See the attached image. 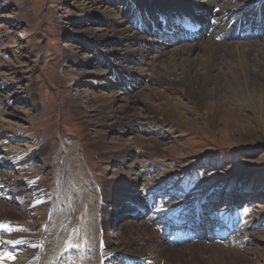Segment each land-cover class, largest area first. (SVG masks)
Instances as JSON below:
<instances>
[{
	"label": "bare ground",
	"instance_id": "obj_1",
	"mask_svg": "<svg viewBox=\"0 0 264 264\" xmlns=\"http://www.w3.org/2000/svg\"><path fill=\"white\" fill-rule=\"evenodd\" d=\"M96 3L97 0H88L79 10L84 16L93 17L99 12L93 8ZM123 3L119 19L111 20L114 26L108 28L105 24L106 31H103V28L96 30L104 34L108 32V36L101 35L117 42L122 41V38L128 42L137 41L140 46L133 49L138 51L137 53L157 48L160 40L155 36L163 38L164 30L173 32L172 30L188 24L189 21L192 23L188 24L191 28L209 26L211 32H206L203 36L201 34L200 39L204 37L202 42L182 46L173 50L171 55L160 52V55L167 56L157 61L155 66L145 69L144 72H150L149 76L144 73L136 76L119 63L111 62L110 65V61L111 67L105 72L104 69L85 70V73L93 72L97 74V78L105 79L108 87L112 84L117 87L126 83L130 86L143 84L144 94L151 96L152 101H157L156 109L145 105L142 108H133L127 100L132 96L138 97L137 92L134 95L127 93L123 97H117L115 91L94 94L92 90L90 97V94L85 93L88 92L87 89H79L77 96L73 97L74 111L79 119H89L88 111H95L99 116L97 122L107 128L103 134L88 141L93 149L99 151L100 158L114 167L110 177L104 172L102 186L93 181L82 146L70 138L61 140L59 148L54 152L53 162H47L51 169L50 183L42 187L25 183L34 177L37 178L44 171L45 165L35 164V159L47 154L48 143L40 138L38 132L30 130V127L23 128L20 135L25 136L22 144L24 149L9 144L0 147V158H3L2 161L8 168L7 171L2 170L0 177V264H101L102 255L109 258L102 264H135V258L142 260L144 264L217 263L208 253L211 248L201 241L189 239L193 242L174 247L166 240L165 231L186 216L187 208L180 211L170 204H159L157 210H168L167 216L163 215L164 217L159 219L155 216L156 213H152L147 217L149 220L146 218L139 223L134 222L132 214L135 213L137 204L133 205L135 201L132 197L138 198L136 193L139 189L136 182L149 163H144L138 157L146 156L147 151L158 147L160 143L156 137L149 134H133L125 143V139L109 135L108 130L115 128L120 131L126 125L132 128L140 117L148 123L162 126L164 123L189 125L193 123L190 115H201L203 111L199 112L200 110H204L209 120H218L225 124L249 120V115L242 114V111L253 110L259 117L253 115L252 120L264 117V42L256 41L257 44L253 45L246 40L252 37L255 30L264 28V0H123ZM247 8H251L249 13ZM129 15L132 16L131 20L127 18ZM100 21L106 22L107 17ZM138 29L147 30V33L136 37ZM119 50H115L118 57L121 54H127V60L134 57L133 53H120ZM24 56L26 65H23L26 70L13 67L11 74L29 71L27 63L32 60L29 56ZM89 56L84 54L85 59H80L75 51L71 50L66 60L81 64L88 62ZM134 60L137 61L135 58ZM82 73L65 69L62 77L63 87L76 86L83 76ZM4 75L7 73H0V76ZM146 80L172 92L169 95L154 93L155 87L144 84ZM34 89L33 83H27L17 89V93H22L33 106L32 109L23 111L24 116L21 118L27 123L34 122L39 114L36 111ZM173 92H179L181 97L184 96L188 100L182 102L179 98H167L172 97ZM117 99L124 100V104L116 103ZM69 103L71 100L68 98L67 104L70 105ZM13 116H17L14 109L0 108V132L8 131L15 135L18 129L11 122ZM106 140L107 143L115 141V144L105 146ZM134 148L143 151L138 155L132 151ZM15 176L17 178H14ZM34 190L35 197L30 194ZM113 190L118 193L124 191L121 198H118L122 200L117 202V198L111 197ZM5 191L11 194L22 192L17 202H30L32 199L34 208L31 210L44 211L38 218L46 224L42 234L13 236L9 223L14 221L30 224V215L26 210L27 205L17 207L2 200L1 192ZM193 203L195 201L188 202L189 205ZM109 206L116 208L112 211ZM132 211L134 212L131 213ZM126 213H130L128 219ZM47 215L49 219L46 222ZM119 219L123 221L120 222ZM109 225L116 227L115 240L106 233ZM227 228L226 225L223 230ZM103 249L107 251L104 252ZM132 254L137 257H132Z\"/></svg>",
	"mask_w": 264,
	"mask_h": 264
},
{
	"label": "rangeland",
	"instance_id": "obj_2",
	"mask_svg": "<svg viewBox=\"0 0 264 264\" xmlns=\"http://www.w3.org/2000/svg\"><path fill=\"white\" fill-rule=\"evenodd\" d=\"M83 2H88V0H0V73H7L4 77L0 76V108L15 110L17 116H13L11 122L18 129L15 135H11V132L8 131L0 132V147L9 144L24 149L22 144L25 141V136L20 135V132H23V128L29 127L30 130L38 132L40 138L48 143L47 154L35 159V164L45 165L44 171L37 178L34 177L30 182H25L27 185L42 187L44 184L47 186L50 183L51 169L50 166H47V162H53L54 152L59 148L61 140L69 138L82 146L87 158V168L93 181L97 182L96 185L102 186L104 172L110 177L114 167L110 166L111 163L104 162L100 158L99 151L96 148L93 149L92 145L88 143L89 139L103 134L107 128L97 122L99 116L95 111H88L89 119L78 118L73 107V97L77 96L79 89H87L88 92L85 93L90 94V97H92V90H94V94L99 92L108 94L115 91L117 97H123L127 93L134 95L137 92L138 97L132 96L127 100L130 106L142 108L145 105L156 109L157 101H152L151 96L144 94L143 84L130 86L125 82L128 85L117 87L112 84L108 87L106 85L108 82H105V79L97 78V74H93V72L85 73V70L104 69L103 72H105L111 67L109 66L110 61V65L111 62L119 63L136 76L141 73L148 75L150 72H144L145 69L155 66L157 61L171 55L173 50L204 40L203 37V39L194 42L171 45L169 42H163L157 38L160 40L157 48H149L144 52L137 53L138 51L133 50L140 46L137 41L128 42L122 38V41L117 42L103 37L101 34L104 33L96 30L103 28V31H106L105 24L108 28L114 26L111 20L119 19L120 11L124 7L123 0H97L98 3L93 8L99 12L95 13L93 17L91 16L92 18L84 16L83 12L79 10L80 6L84 4ZM250 10L251 8H247V13ZM104 17H107V21L103 23L100 19L103 20ZM127 18L131 20L132 16L129 15ZM209 18L211 21V17ZM185 22L183 21V23ZM189 22L187 23L192 24ZM133 27L135 28V26ZM145 28L147 27L145 26ZM262 28L259 31L255 30L252 37L246 40L253 45L259 41L264 42V28ZM205 29L207 30L200 33L202 36L206 32H211L209 26ZM261 30L262 33H260ZM145 31L147 30L138 29L134 34L138 37L140 34L147 33ZM152 31L154 30L152 29ZM165 32L169 34L171 31L164 30L162 32L164 36ZM105 34L108 36V32ZM159 34L161 35V33ZM255 34L258 35L255 36ZM116 49H120V53L125 51L133 53L134 57L129 60H127V54H121L118 57L115 54ZM71 50H74L80 59L84 54H89L90 56L87 58L89 61L81 64L69 62L66 57ZM160 52L167 55H160ZM24 55L29 56L32 60L27 63L29 71L17 75L11 74L13 67L16 69L26 68ZM65 69L71 72H83V76L76 86L63 87L62 77ZM111 75L115 77L114 73ZM27 83L34 84L36 111L39 113L32 123H27L21 117L24 116L23 111H28L33 106L22 93H17V89ZM147 83L146 80L144 84ZM148 84L155 87L154 93L161 92L164 95H169L172 92L167 89L163 90L155 83ZM173 93L172 97L168 96L167 98L173 100L179 98L182 102L188 100L184 96L181 97L179 92ZM68 98L71 100L70 105L67 104ZM118 99L116 103L124 104V100ZM202 111L201 115L191 114L193 123L181 124V127L171 123L170 125L164 123L163 126L156 123L151 124L140 117L136 119V125H132V128L126 125L120 131L115 128L108 130L109 135L119 136L125 139V143L128 142L127 138L133 134L143 136L149 134L156 137L160 143L158 147L147 151L146 156L138 157L144 163H149L136 182V187L139 189L136 195L139 196L138 198L132 197L134 203H146V200H150L149 196L156 195L155 201L151 200L145 206L152 205V213H158V215L155 214L156 217L158 216L157 218L167 216L168 211L160 208L157 210L159 204H170L180 211L187 208L186 216L190 214L192 216L196 211L194 220L198 218L197 210L211 209L214 213L219 212V216H221H213V223L217 226H222V217L225 214H230L231 221L239 216V219L234 221V228H231L232 222L229 219H223L228 226L226 230H233L229 237L221 242H201L211 248L208 253L212 255L216 264H264V117H256L255 120H252L251 117L257 115L252 112L253 110L242 111V114L249 115L251 120L225 124L218 120H209L204 110L199 112ZM107 140L105 146L110 147L113 146L111 144H115V141L107 143ZM132 151L139 155L143 150L134 148ZM0 156H2L1 150ZM2 159L0 158V177L2 170H8ZM19 182L24 183L23 180H19ZM34 192L35 190L30 193L33 197L36 196ZM123 194V190L122 193L113 190L111 197L117 198L118 202L122 200L118 198H121ZM233 194L236 197L233 198ZM1 195L2 200L10 202V204L13 203L17 207L27 205L26 210L29 212L31 223L10 222L11 231H9L14 237L25 234L35 236L45 231V222L38 220L44 211L41 209L32 211L31 208H34L32 199L30 202H17L22 192L11 194L9 191H5L1 192ZM191 200L195 201L193 205L188 204ZM110 208L113 211L116 207ZM29 209L30 211H28ZM134 214H132V218L135 223L146 219L145 216ZM129 216L130 213H126L127 219ZM48 219L49 215H47L46 222ZM119 220L123 221V219ZM227 222L230 223L227 224ZM222 231L225 232V230H220L218 233H223ZM0 233L1 237L2 232ZM106 233L112 240L116 239L115 226L109 225ZM103 251L106 252L107 249H103ZM107 255L113 256V254ZM132 255L137 257L136 254ZM108 259L107 256L102 255L101 264L107 262Z\"/></svg>",
	"mask_w": 264,
	"mask_h": 264
},
{
	"label": "snow or ice",
	"instance_id": "obj_3",
	"mask_svg": "<svg viewBox=\"0 0 264 264\" xmlns=\"http://www.w3.org/2000/svg\"><path fill=\"white\" fill-rule=\"evenodd\" d=\"M245 211H247V210H245ZM8 243H15V242H13V241H8Z\"/></svg>",
	"mask_w": 264,
	"mask_h": 264
}]
</instances>
